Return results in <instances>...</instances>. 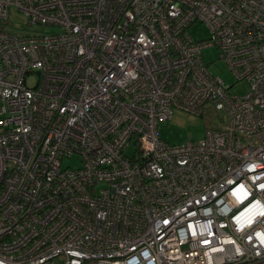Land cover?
I'll list each match as a JSON object with an SVG mask.
<instances>
[{"label": "built area", "instance_id": "built-area-1", "mask_svg": "<svg viewBox=\"0 0 264 264\" xmlns=\"http://www.w3.org/2000/svg\"><path fill=\"white\" fill-rule=\"evenodd\" d=\"M10 6L61 32H7ZM0 22V264H264V0H0ZM205 104L222 129L159 136Z\"/></svg>", "mask_w": 264, "mask_h": 264}, {"label": "rangeland", "instance_id": "rangeland-1", "mask_svg": "<svg viewBox=\"0 0 264 264\" xmlns=\"http://www.w3.org/2000/svg\"><path fill=\"white\" fill-rule=\"evenodd\" d=\"M27 18L23 12L16 7L8 8V18L2 23L7 32L18 35L26 33H38L39 35H51L61 32L58 26H29L26 24ZM189 33L199 42H206L210 38L208 27L204 23H193L189 27ZM219 49L215 46L203 48L201 57L204 63L208 66L209 71L219 77L225 85L231 86L232 94H243L247 91V86L244 82L236 81L232 71L219 57ZM36 76L27 79L28 85H33ZM201 114H193L184 112L178 109L173 110L170 119L159 122V136L167 143L182 144L188 141H197L204 137L207 129H222L225 122L224 114L210 104L203 106ZM129 153V151H127ZM62 167L72 169L81 166V159L78 154H73L69 157H62Z\"/></svg>", "mask_w": 264, "mask_h": 264}]
</instances>
